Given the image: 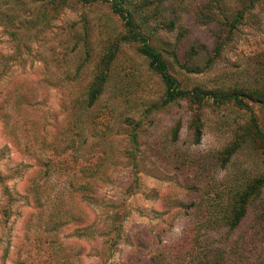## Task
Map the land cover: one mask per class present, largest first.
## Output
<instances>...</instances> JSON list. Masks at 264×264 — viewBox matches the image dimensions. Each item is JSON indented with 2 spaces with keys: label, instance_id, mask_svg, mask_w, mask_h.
Segmentation results:
<instances>
[{
  "label": "rangeland",
  "instance_id": "obj_1",
  "mask_svg": "<svg viewBox=\"0 0 264 264\" xmlns=\"http://www.w3.org/2000/svg\"><path fill=\"white\" fill-rule=\"evenodd\" d=\"M246 6L0 0V264H264V183L229 226L238 193L264 182L250 112L165 102L140 49L183 90L261 89L264 0Z\"/></svg>",
  "mask_w": 264,
  "mask_h": 264
},
{
  "label": "trees",
  "instance_id": "obj_2",
  "mask_svg": "<svg viewBox=\"0 0 264 264\" xmlns=\"http://www.w3.org/2000/svg\"><path fill=\"white\" fill-rule=\"evenodd\" d=\"M247 3L246 7H251L258 0H245ZM243 9L237 13L235 16L236 20H239L242 17ZM123 16V15H122ZM125 17V16H123ZM125 19H128L125 17ZM129 21V20H127ZM129 26L131 25V21L128 22ZM235 22H228L227 27L228 30L231 31L235 28ZM124 37L135 38V34L126 35ZM141 52L148 59V66L154 72H156L162 81L164 86V101L171 102L176 99H185L188 103L199 106L203 101L211 99L212 103L216 106L231 103L234 106L239 108L246 109L250 112V125L253 130V134L259 142L264 145V135L260 131L258 124L255 120L254 115L252 114L250 107L248 105L249 102L259 103L264 107V79L261 83V89H244L236 88V89H204L200 87H193L189 90H183L178 88L177 82L172 75H170L166 70L165 61L161 57L160 53L155 51L152 47L148 46V44L144 41L141 46ZM114 56V49L106 52L100 61V69L94 76V79L91 82V85L88 89L87 94V104L91 105L99 96L105 78H106V68L111 62ZM193 128V135L195 140L199 139L200 136V127L197 122H193L191 124ZM263 180L261 178H256L242 190V192L238 193L236 197L229 217V226L231 228L236 227L242 220L243 216L246 213L247 206L252 198L256 197L261 187L263 186Z\"/></svg>",
  "mask_w": 264,
  "mask_h": 264
}]
</instances>
